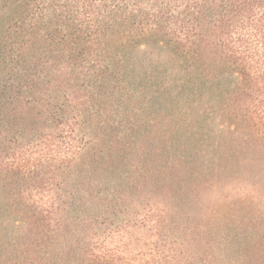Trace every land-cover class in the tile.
Listing matches in <instances>:
<instances>
[{"label": "trees", "instance_id": "trees-1", "mask_svg": "<svg viewBox=\"0 0 264 264\" xmlns=\"http://www.w3.org/2000/svg\"><path fill=\"white\" fill-rule=\"evenodd\" d=\"M141 40L171 65L127 70ZM142 104L151 194L117 226L76 203V130ZM232 242L264 264V0H0V264H224Z\"/></svg>", "mask_w": 264, "mask_h": 264}, {"label": "rangeland", "instance_id": "rangeland-1", "mask_svg": "<svg viewBox=\"0 0 264 264\" xmlns=\"http://www.w3.org/2000/svg\"><path fill=\"white\" fill-rule=\"evenodd\" d=\"M127 61V70L134 66L139 73L150 72L154 68L161 70L171 65L170 56L164 49L144 40L138 41L129 49ZM140 110L144 111V118L140 119L136 115L138 112L130 109L100 121V125L85 121L76 130L78 138L83 143L86 142L85 152L79 158L77 166L70 171V177L75 178L76 184L80 183L76 186L77 189L72 190L76 203L85 214L93 215L100 210H106V214L117 226L129 220L133 221L137 205L147 201L151 194L150 175L147 170L151 164L148 157L151 143L149 105L142 104ZM235 205L227 209L238 216L241 226L246 218L244 211L247 209L239 202ZM237 222H232L224 235H228ZM102 229L100 227L99 231ZM136 238L137 236H132L130 239L134 242ZM229 249L234 254L227 253L230 258L224 264H237V258H240L239 264H242L245 260L244 249L238 251L233 242ZM206 253L203 252V256ZM220 253L222 252L219 249L212 253L215 264H221L223 260Z\"/></svg>", "mask_w": 264, "mask_h": 264}]
</instances>
